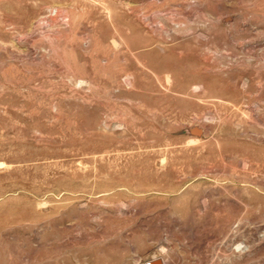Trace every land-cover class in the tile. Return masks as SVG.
<instances>
[{"label": "rangeland", "instance_id": "obj_1", "mask_svg": "<svg viewBox=\"0 0 264 264\" xmlns=\"http://www.w3.org/2000/svg\"><path fill=\"white\" fill-rule=\"evenodd\" d=\"M156 258L264 264V0H0V264Z\"/></svg>", "mask_w": 264, "mask_h": 264}, {"label": "water", "instance_id": "obj_2", "mask_svg": "<svg viewBox=\"0 0 264 264\" xmlns=\"http://www.w3.org/2000/svg\"><path fill=\"white\" fill-rule=\"evenodd\" d=\"M194 130H197L199 132V134L201 135V131H202L201 129L195 128ZM194 130H193V132H194ZM147 264H164V263H163V260L161 258H156V259L148 262Z\"/></svg>", "mask_w": 264, "mask_h": 264}, {"label": "bare ground", "instance_id": "obj_3", "mask_svg": "<svg viewBox=\"0 0 264 264\" xmlns=\"http://www.w3.org/2000/svg\"><path fill=\"white\" fill-rule=\"evenodd\" d=\"M164 263V262H163Z\"/></svg>", "mask_w": 264, "mask_h": 264}]
</instances>
